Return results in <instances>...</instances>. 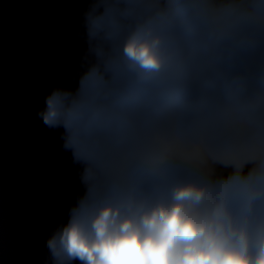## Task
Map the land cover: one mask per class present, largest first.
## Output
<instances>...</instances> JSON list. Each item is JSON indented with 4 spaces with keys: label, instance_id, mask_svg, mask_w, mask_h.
Segmentation results:
<instances>
[{
    "label": "clouds",
    "instance_id": "clouds-1",
    "mask_svg": "<svg viewBox=\"0 0 264 264\" xmlns=\"http://www.w3.org/2000/svg\"><path fill=\"white\" fill-rule=\"evenodd\" d=\"M83 27L37 114L82 166L51 264H264V0H91Z\"/></svg>",
    "mask_w": 264,
    "mask_h": 264
},
{
    "label": "water",
    "instance_id": "water-1",
    "mask_svg": "<svg viewBox=\"0 0 264 264\" xmlns=\"http://www.w3.org/2000/svg\"><path fill=\"white\" fill-rule=\"evenodd\" d=\"M90 2L0 0V264H51L46 242L83 194L63 128L37 114L78 86Z\"/></svg>",
    "mask_w": 264,
    "mask_h": 264
}]
</instances>
